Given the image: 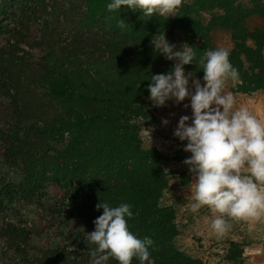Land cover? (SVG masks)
Returning <instances> with one entry per match:
<instances>
[{
	"label": "trees",
	"instance_id": "16d2710c",
	"mask_svg": "<svg viewBox=\"0 0 264 264\" xmlns=\"http://www.w3.org/2000/svg\"><path fill=\"white\" fill-rule=\"evenodd\" d=\"M110 2L0 0V93L14 105L11 128L21 135L8 150L25 163L21 193L29 203L44 204L48 184L58 185L64 195L49 208L51 216L81 219L93 231L103 214L97 204L128 203L129 229L154 241L155 264H200L172 245L179 235L176 212L161 203L169 175L163 156L142 139L159 123L147 90L151 75L174 67L154 51L152 39L165 33L171 44V34L184 30L196 57L185 71L203 79L196 62L206 49H216L212 32L228 31L234 42L229 59L239 73L233 91H261L264 4L256 1L251 9L240 0H184L176 16L149 19L123 7L109 12ZM203 14L210 18L204 21ZM252 18L262 21L253 29ZM120 19L126 27H119ZM10 229L14 253L23 254L19 264H92L89 240L31 255L29 231ZM132 264L140 262L133 258Z\"/></svg>",
	"mask_w": 264,
	"mask_h": 264
},
{
	"label": "clouds",
	"instance_id": "9594fccd",
	"mask_svg": "<svg viewBox=\"0 0 264 264\" xmlns=\"http://www.w3.org/2000/svg\"><path fill=\"white\" fill-rule=\"evenodd\" d=\"M183 3L184 0H111L107 10L120 12L123 7L149 19L169 18L176 16ZM126 26L120 19L119 27ZM152 46L156 53L175 61L167 74L151 75L147 90L154 106L163 107L170 100L177 104L191 100V122L189 116H182L174 135L187 141L183 150L191 153L184 163L194 178L192 211L206 207L214 216L211 228L218 237L230 231L229 220L246 222L252 230L255 223L264 222V121L247 107H238L234 95L225 91L229 80L235 83L239 79L230 53L225 49L204 51L196 62L204 73L201 84L193 73L185 72V65L196 61L192 46L185 43L178 51L165 33L154 36ZM96 207L102 208L103 214L94 221L95 231L86 235L95 245L89 250L92 264H107L110 258L118 264H132L133 258L140 264H155L149 250L154 241L147 236L140 239L129 229L128 220L133 218L130 204L112 207L101 201Z\"/></svg>",
	"mask_w": 264,
	"mask_h": 264
},
{
	"label": "rangeland",
	"instance_id": "374dc122",
	"mask_svg": "<svg viewBox=\"0 0 264 264\" xmlns=\"http://www.w3.org/2000/svg\"><path fill=\"white\" fill-rule=\"evenodd\" d=\"M195 1L186 0L191 5ZM240 1L251 9L256 6L253 4L256 1L264 4V0ZM209 18L208 15L202 16L204 21ZM261 22L260 19L252 18L250 27L256 28ZM170 38L171 44L176 45L178 51L182 50L181 45L188 44L184 30H175ZM211 41L216 49H234L228 31L215 30L211 34ZM172 62L175 64V61ZM193 78L204 83L200 77L194 75ZM235 85L236 82L229 80L225 91L234 95L236 105L247 107L253 115L264 121V90L249 94L236 93L233 91ZM190 105L191 100L186 99L180 104L170 100L165 106L157 107L159 123L142 134L144 145L156 149L163 156L161 165L169 175L168 189L161 203L171 206L176 212L179 235L172 245L200 264H264V222L255 223L252 230H249L246 222L229 220L230 231L218 237L211 228L213 214L206 207L197 212L191 209L194 202L191 193L194 178L184 163L191 157V153L183 150L187 141H181L174 135L182 116H189L191 122L193 113ZM14 111V105L0 93V264H19L18 258L23 256L14 253L12 243L15 238L11 226L29 231L31 245L34 247L31 255H37L42 248L60 249L74 241L88 240L86 235L93 232L81 219L65 221L51 216L49 208H54L64 195L58 185L48 184V197L44 204L29 203L22 195L20 186L24 181L25 163L9 155L8 151L11 139L21 137L11 128L15 123ZM165 120L168 121L166 125L163 123ZM16 241L18 245L21 244L19 239Z\"/></svg>",
	"mask_w": 264,
	"mask_h": 264
},
{
	"label": "crops",
	"instance_id": "0c3cea01",
	"mask_svg": "<svg viewBox=\"0 0 264 264\" xmlns=\"http://www.w3.org/2000/svg\"><path fill=\"white\" fill-rule=\"evenodd\" d=\"M226 50H229V49H226Z\"/></svg>",
	"mask_w": 264,
	"mask_h": 264
}]
</instances>
